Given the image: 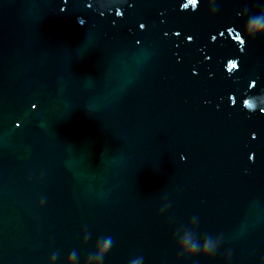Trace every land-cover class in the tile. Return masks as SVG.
Segmentation results:
<instances>
[{
    "label": "clouds",
    "instance_id": "clouds-1",
    "mask_svg": "<svg viewBox=\"0 0 264 264\" xmlns=\"http://www.w3.org/2000/svg\"><path fill=\"white\" fill-rule=\"evenodd\" d=\"M188 3L192 6L191 10H196L199 6L200 0H188ZM257 36L264 37V12L262 11L250 16L245 21L243 26L244 41ZM262 98H264V95L248 96L243 100L248 101L246 105L243 103V107L248 111H254L257 107L264 105ZM194 224L195 220L190 221L186 226V228L189 229L191 233L188 238L181 237L179 235L180 230H177V232L174 234V236H178V239L176 240V247L178 249L179 256L183 258H192L199 255L201 257L211 258L218 250L220 241L219 239H213L211 237H206L203 239V242L197 240L194 236ZM112 243L113 242L111 238L97 241L93 253L85 260V264H87L88 259L93 257L98 258L102 262L104 257L109 252ZM71 259H73L72 254L67 257L65 264H69ZM133 264H138V262L133 261Z\"/></svg>",
    "mask_w": 264,
    "mask_h": 264
},
{
    "label": "snow or ice",
    "instance_id": "snow-or-ice-1",
    "mask_svg": "<svg viewBox=\"0 0 264 264\" xmlns=\"http://www.w3.org/2000/svg\"><path fill=\"white\" fill-rule=\"evenodd\" d=\"M234 66V65H233Z\"/></svg>",
    "mask_w": 264,
    "mask_h": 264
}]
</instances>
